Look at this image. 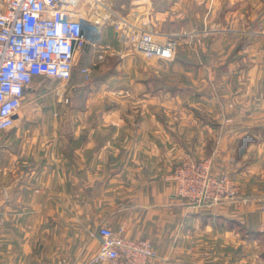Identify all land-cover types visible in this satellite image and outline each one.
I'll return each instance as SVG.
<instances>
[{
    "label": "crops",
    "instance_id": "1",
    "mask_svg": "<svg viewBox=\"0 0 264 264\" xmlns=\"http://www.w3.org/2000/svg\"><path fill=\"white\" fill-rule=\"evenodd\" d=\"M232 34L249 40L244 44L249 50L264 49V33ZM262 52L259 61L235 65L233 78L221 80V132L207 158L215 173L230 175L239 184L241 196L249 198L264 194ZM40 93L41 88L31 85L25 99L33 96L31 102H36ZM25 106L15 126L0 133V248L7 253L0 264H89L99 243L92 240L83 258L82 237L69 241L64 236L70 229L65 225L66 202H78L81 210L87 200L90 218L97 219V192L113 184L120 170L127 180L124 183L128 188L131 183L136 192L118 210L120 224L115 230L125 226L127 236L152 241L159 256L147 264H205L196 260L195 245L207 247L214 241L221 247V230L259 231L256 203L195 208L177 195L175 184L166 177L181 159L200 158L192 156L191 141L190 146L172 141L177 136L174 131L140 126L132 131L35 127L30 126L34 111L24 110ZM19 119L26 120V125ZM119 134L132 136L127 139L130 144L124 138L118 140ZM161 156H165L162 161ZM114 166L119 170H113ZM136 167L142 172L130 177L129 169ZM101 221L111 222L108 215Z\"/></svg>",
    "mask_w": 264,
    "mask_h": 264
},
{
    "label": "rangeland",
    "instance_id": "2",
    "mask_svg": "<svg viewBox=\"0 0 264 264\" xmlns=\"http://www.w3.org/2000/svg\"><path fill=\"white\" fill-rule=\"evenodd\" d=\"M101 7L113 12L103 25L102 42L93 44L90 40L79 52L72 79L62 83L40 77L32 83L41 93L36 102L27 95L23 103L28 105L24 110L34 111L30 126L69 131L95 127L132 131L138 126L170 129L177 135L172 138L173 142L178 140L175 144L190 146L191 141L192 156L210 158L212 144L221 132V80L233 78L235 65L259 61L264 50L261 46L249 50L244 46L249 40L232 33H264V0H104ZM79 11L86 12L88 18L94 14L90 5ZM118 19L136 28L168 34L176 43L174 59L146 58L138 53L132 42L116 32ZM239 45L244 46L242 50ZM83 65L91 69L89 78L80 73ZM225 65L229 68L223 69ZM21 120L20 124L26 125V120ZM116 138L126 139L127 144V139L132 140V136L120 134ZM139 169H129V176L137 178L142 172ZM113 170L119 169L114 166ZM120 172L113 184L97 192V219L90 218L87 200L81 210L78 202H66L65 225L70 229L64 236L69 241L82 237L83 258L100 225L119 226L118 210L136 192L131 183L127 187ZM107 215L111 222L101 221ZM211 243L207 247L195 245L196 260L205 264H264V235L260 231L221 230V247ZM4 255L7 253L0 248V263Z\"/></svg>",
    "mask_w": 264,
    "mask_h": 264
},
{
    "label": "built area",
    "instance_id": "3",
    "mask_svg": "<svg viewBox=\"0 0 264 264\" xmlns=\"http://www.w3.org/2000/svg\"><path fill=\"white\" fill-rule=\"evenodd\" d=\"M103 1L0 0V133L15 126L26 90L35 78L70 81L79 52L90 40L93 44L102 42L103 25L113 14L101 7ZM89 5L94 12L91 18L79 11ZM115 30L146 58L175 57L176 43L168 34L136 28L119 19ZM80 73L89 78L91 69L83 65ZM166 180L172 181L177 195L195 208L256 203L261 217L259 231L264 235V194L242 197L237 181L226 173H215L211 159H181ZM92 236L99 247L89 264H147L159 256L150 239L127 236L125 226L115 230L102 224Z\"/></svg>",
    "mask_w": 264,
    "mask_h": 264
}]
</instances>
